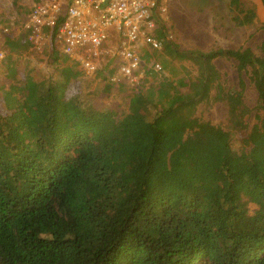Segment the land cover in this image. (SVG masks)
<instances>
[{
  "label": "trees",
  "instance_id": "obj_1",
  "mask_svg": "<svg viewBox=\"0 0 264 264\" xmlns=\"http://www.w3.org/2000/svg\"><path fill=\"white\" fill-rule=\"evenodd\" d=\"M226 6L254 22L250 0ZM159 36L165 71L125 106L104 71L92 100L72 62L62 89L26 58L0 71V264H264V41L258 53ZM6 38L10 62L31 48L20 31ZM217 58L255 86L254 123L244 78L228 90ZM216 101L227 127L196 115Z\"/></svg>",
  "mask_w": 264,
  "mask_h": 264
},
{
  "label": "built area",
  "instance_id": "obj_2",
  "mask_svg": "<svg viewBox=\"0 0 264 264\" xmlns=\"http://www.w3.org/2000/svg\"><path fill=\"white\" fill-rule=\"evenodd\" d=\"M19 14L4 24L0 0V71L15 55L6 36L20 31L47 81L58 80L63 62H72L94 78L103 72L105 83L127 88L131 98L140 88L155 84L154 72H163L154 51H161L160 28L169 33L168 0H5ZM24 3L26 12L19 11ZM16 23V24H14Z\"/></svg>",
  "mask_w": 264,
  "mask_h": 264
},
{
  "label": "rangeland",
  "instance_id": "obj_3",
  "mask_svg": "<svg viewBox=\"0 0 264 264\" xmlns=\"http://www.w3.org/2000/svg\"><path fill=\"white\" fill-rule=\"evenodd\" d=\"M8 1V0H7ZM249 1V0H248ZM254 5L256 17L253 23L244 25L238 24L233 19L236 15L235 11H231L227 4V0H168L169 16L171 25L169 26L168 38L177 43L183 44V47L191 49L208 50L213 47H251L254 51L261 53L260 45L264 41V3L262 0H250ZM4 10H6L1 21L9 25L17 21L19 14L14 10L9 9L7 2L3 0ZM28 59L23 56L20 59L10 62V66ZM191 65H196L195 60L188 61ZM217 68L222 73V80L228 90H241V80L244 78L245 101L252 108V113L248 117L250 123H254L259 115L257 106L258 92L251 80L246 76L245 72L240 74L237 67L236 59L217 58L214 60ZM34 68L42 73V68L37 62H31ZM64 65V64H63ZM6 68H9L8 66ZM58 72L60 78L55 83L47 84L46 86L55 89H62L67 83V75L71 70H66V66H62ZM170 68L167 67V71ZM165 71V70H164ZM91 88V98L94 101H99L104 88L105 82L95 78L85 79ZM116 91V90H115ZM115 95V94H114ZM120 95V94H119ZM121 100L124 104L129 103L131 97L127 95L113 96L112 100ZM128 102V103H127ZM124 108V107H123ZM196 115L201 119H207L214 124L229 125L228 106L224 101L204 102L201 103L196 110Z\"/></svg>",
  "mask_w": 264,
  "mask_h": 264
},
{
  "label": "clouds",
  "instance_id": "obj_4",
  "mask_svg": "<svg viewBox=\"0 0 264 264\" xmlns=\"http://www.w3.org/2000/svg\"><path fill=\"white\" fill-rule=\"evenodd\" d=\"M26 56H27V53H26ZM30 61L33 62L32 60H30ZM33 63H34V62H33ZM63 64H64L63 66H66V64L69 65L68 62H63ZM41 74L44 76V79H45V81H46V84H50L51 82L47 81L44 72H42ZM99 75H100V74L98 73L94 78L98 80V76H99ZM58 77L60 78V75H59V74H58ZM59 78H58V80H59ZM87 78H89V77H87ZM58 80H56V81H58ZM56 81H55V82H56ZM55 82H52V83H55Z\"/></svg>",
  "mask_w": 264,
  "mask_h": 264
}]
</instances>
